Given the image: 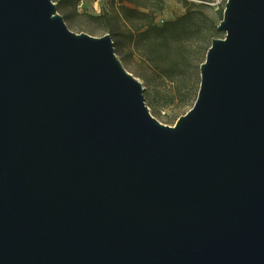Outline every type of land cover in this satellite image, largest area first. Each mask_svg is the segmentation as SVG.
<instances>
[{"label":"water","instance_id":"water-1","mask_svg":"<svg viewBox=\"0 0 264 264\" xmlns=\"http://www.w3.org/2000/svg\"><path fill=\"white\" fill-rule=\"evenodd\" d=\"M217 29L170 126L108 33L0 0V264H264V0Z\"/></svg>","mask_w":264,"mask_h":264},{"label":"rangeland","instance_id":"rangeland-1","mask_svg":"<svg viewBox=\"0 0 264 264\" xmlns=\"http://www.w3.org/2000/svg\"><path fill=\"white\" fill-rule=\"evenodd\" d=\"M53 1L71 31L95 37L111 32L115 55L125 70L141 82L145 104L159 122L172 126L192 107L199 88V66L205 59L211 38L224 37V31L217 29V25L226 0H164L162 10L153 21L157 26L185 13L188 15L181 23L186 32L182 30L176 40L169 41L167 62L177 63L162 70L148 57L144 46L149 38H140L115 8L112 10L116 7L112 0H83L82 9L76 8L77 0ZM184 1L189 3L187 8ZM177 49L183 51L180 60L175 55ZM163 63L162 59L160 65Z\"/></svg>","mask_w":264,"mask_h":264},{"label":"trees","instance_id":"trees-1","mask_svg":"<svg viewBox=\"0 0 264 264\" xmlns=\"http://www.w3.org/2000/svg\"><path fill=\"white\" fill-rule=\"evenodd\" d=\"M111 2L116 3V7H112V10H116L118 15L140 35V38H149V41L144 47L148 50V57L155 62L159 69L162 70L163 67L171 68L172 64L175 65L177 63L171 64V62H167L171 48L169 41L176 40V37L182 33V30L186 32L184 30L185 26L181 23L187 18L188 13H185L175 20L166 21L159 27L153 21L156 15L162 10L164 0H112ZM184 4L187 8L189 3L184 1ZM134 17L136 19H133ZM108 34L112 39L110 31H108ZM175 55L179 60L184 56L181 49H177ZM162 59L164 63L160 65Z\"/></svg>","mask_w":264,"mask_h":264},{"label":"built area","instance_id":"built-area-1","mask_svg":"<svg viewBox=\"0 0 264 264\" xmlns=\"http://www.w3.org/2000/svg\"><path fill=\"white\" fill-rule=\"evenodd\" d=\"M83 7H84L83 0H78V2L76 3V8L82 9Z\"/></svg>","mask_w":264,"mask_h":264}]
</instances>
